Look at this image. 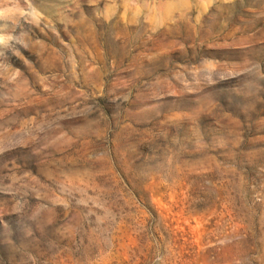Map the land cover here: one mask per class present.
Returning a JSON list of instances; mask_svg holds the SVG:
<instances>
[{"label": "rangeland", "instance_id": "obj_1", "mask_svg": "<svg viewBox=\"0 0 264 264\" xmlns=\"http://www.w3.org/2000/svg\"><path fill=\"white\" fill-rule=\"evenodd\" d=\"M0 264H264V0H0Z\"/></svg>", "mask_w": 264, "mask_h": 264}]
</instances>
